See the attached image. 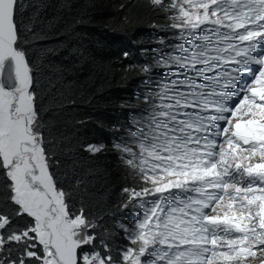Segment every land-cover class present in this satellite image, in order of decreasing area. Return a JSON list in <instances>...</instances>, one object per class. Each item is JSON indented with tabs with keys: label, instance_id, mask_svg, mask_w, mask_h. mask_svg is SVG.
I'll list each match as a JSON object with an SVG mask.
<instances>
[{
	"label": "snow or ice",
	"instance_id": "obj_1",
	"mask_svg": "<svg viewBox=\"0 0 264 264\" xmlns=\"http://www.w3.org/2000/svg\"><path fill=\"white\" fill-rule=\"evenodd\" d=\"M151 3L170 14L180 42L153 50L143 71H167L142 82L145 107L112 144L143 182L123 189L134 219L131 229L119 224L129 245L114 253L59 184L20 0H0V264H246L264 255V0Z\"/></svg>",
	"mask_w": 264,
	"mask_h": 264
},
{
	"label": "trees",
	"instance_id": "obj_2",
	"mask_svg": "<svg viewBox=\"0 0 264 264\" xmlns=\"http://www.w3.org/2000/svg\"><path fill=\"white\" fill-rule=\"evenodd\" d=\"M20 4L22 47L35 74L41 131L59 161V184L71 193L74 211L82 208L97 225L91 230L97 243L103 239L115 253L129 245L119 227L129 225L131 214L122 207L128 202L123 189L139 190L143 182L112 144L130 125L132 110L145 107L137 91L152 74L143 68L154 64L153 50L171 43L176 30L151 0ZM89 144L106 148L93 155L85 150Z\"/></svg>",
	"mask_w": 264,
	"mask_h": 264
},
{
	"label": "bare ground",
	"instance_id": "obj_3",
	"mask_svg": "<svg viewBox=\"0 0 264 264\" xmlns=\"http://www.w3.org/2000/svg\"><path fill=\"white\" fill-rule=\"evenodd\" d=\"M176 31H178V30H176ZM175 31V32H176ZM171 39H172V42L171 43H179V40H174L173 39V36L172 37H170ZM165 45V44H164ZM164 45L162 46V47H156L155 48V50H159V49H161V48H164ZM155 53H157V52H155ZM162 54V53H161ZM157 57V56H156ZM253 68H255V67H258V66H255V65H253L252 66ZM153 68V70H154V75H155V77L156 76H158V75H160V74H162V73H164L165 71H167L166 69H163V68H156V67H152ZM152 76V75H151ZM154 77V78H155ZM149 78V77H148ZM146 91V90H145ZM137 93H138V97L141 99V90L139 91H137ZM141 109H138V110H136V109H134V110H132L133 111V113H132V116L133 115H137L138 113L136 112V111H140ZM251 258V257H250Z\"/></svg>",
	"mask_w": 264,
	"mask_h": 264
},
{
	"label": "rangeland",
	"instance_id": "obj_4",
	"mask_svg": "<svg viewBox=\"0 0 264 264\" xmlns=\"http://www.w3.org/2000/svg\"><path fill=\"white\" fill-rule=\"evenodd\" d=\"M169 2H170V0H168ZM169 13H167V15H166V13L165 12H163V17H164V20L165 19H168V20H166V21H169L170 19L168 18L169 17ZM171 21V20H170ZM140 112V111H139ZM139 112H137V113H139ZM134 114V113H133ZM131 220H132V218H131ZM132 228V227H131ZM131 228H129V229H131ZM264 259V255H261L260 253H257V256L256 257H248L247 258V260H246V264H258L259 263V261H261V260H263Z\"/></svg>",
	"mask_w": 264,
	"mask_h": 264
}]
</instances>
